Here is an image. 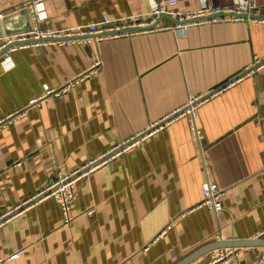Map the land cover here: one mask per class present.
I'll return each mask as SVG.
<instances>
[{
    "label": "crops",
    "instance_id": "crops-1",
    "mask_svg": "<svg viewBox=\"0 0 264 264\" xmlns=\"http://www.w3.org/2000/svg\"><path fill=\"white\" fill-rule=\"evenodd\" d=\"M152 1L44 0L40 25L130 18L147 14ZM236 1L179 0L176 8ZM255 2L264 17V0ZM27 4L0 0V12ZM176 21L163 15L158 23L171 27L0 58V120L21 111L0 125V216L193 94L216 90L197 107L198 134L188 116L177 117L78 180L69 218L48 197L0 222V258L24 249L4 264H177L207 243L253 238L264 228V63L247 73L264 59V21ZM206 180L225 189L217 211L197 206ZM223 249L186 264H256L264 252L240 246L231 262H213Z\"/></svg>",
    "mask_w": 264,
    "mask_h": 264
},
{
    "label": "built area",
    "instance_id": "built-area-1",
    "mask_svg": "<svg viewBox=\"0 0 264 264\" xmlns=\"http://www.w3.org/2000/svg\"><path fill=\"white\" fill-rule=\"evenodd\" d=\"M27 1L32 19V28L15 33H6L0 36V58H8L12 51L30 46L40 47L44 44L53 42L70 43L89 41L93 36L98 40H103L111 37L131 35L142 31L171 27L168 24L158 23V18L163 15L175 17L177 20L176 27L186 26V24H184L185 22L200 24L221 21H240L245 19L264 21V17L255 14V10L257 9L255 0H238L233 3L218 6L203 4L198 10L177 9L176 6L179 0H153L149 12L144 15H135L130 18L122 17L117 19H111L108 16H104V18L95 22L53 30L42 28L40 25L42 17L41 6L44 0ZM1 14L2 13L0 12V16ZM100 63V60L96 59L91 64V70L86 74L95 71ZM263 63L264 59L256 57L253 66L247 68V73L255 72ZM84 75L81 78H83ZM239 77L240 76L229 80L228 84H233ZM70 82L68 85H70ZM65 89L66 86L57 90L48 89L47 92L59 94ZM215 92L216 90L207 94H193L187 103L174 108L171 112L163 116V118L151 121L146 130H142L138 132V134L126 138L125 140L115 142L110 148L99 154V156L90 159L82 166L75 167L69 172H60L56 177L50 179L43 188L32 194L27 200L23 201V204H18L14 208L4 212L0 216V222L15 214L23 206L27 208L32 202L39 200V198L48 197L55 198L61 206L65 216L69 218L70 201L74 194V186L78 180L87 176L98 166L109 162L112 158L121 154L123 151L139 145L146 137L154 133L156 130L165 128L177 117L188 116L192 128L198 134L199 130H197L194 123L197 107ZM15 114H9L7 118L11 119ZM2 122L3 119L0 120V125L3 124ZM201 189L202 197L197 206H207L215 211L223 208V196L225 194L224 188L219 186L217 182L213 180H206L202 183ZM14 209H16V211ZM255 237H264V228L261 229ZM23 251L24 249H19L4 258H0V264L15 260L23 253ZM233 251L234 248L223 249L222 254H220L213 262H231ZM256 264H264V252L258 257Z\"/></svg>",
    "mask_w": 264,
    "mask_h": 264
},
{
    "label": "water",
    "instance_id": "water-1",
    "mask_svg": "<svg viewBox=\"0 0 264 264\" xmlns=\"http://www.w3.org/2000/svg\"><path fill=\"white\" fill-rule=\"evenodd\" d=\"M32 28V20L28 5L20 6L19 8L8 11L0 16V36L8 33H15L19 31H25ZM9 118L3 120L4 123ZM228 246L240 247V246H262L264 247V237L253 238H239L218 240L217 242L207 243L200 248L194 250L185 258L180 260L177 264H186L193 260L200 254L213 249V248H225Z\"/></svg>",
    "mask_w": 264,
    "mask_h": 264
},
{
    "label": "rangeland",
    "instance_id": "rangeland-1",
    "mask_svg": "<svg viewBox=\"0 0 264 264\" xmlns=\"http://www.w3.org/2000/svg\"><path fill=\"white\" fill-rule=\"evenodd\" d=\"M6 118H7V117L3 118V120H5ZM9 120H10V119H9ZM6 121H8V120H6ZM6 121H5V122H6ZM5 122H4V123H5ZM146 138H147V137H146ZM106 163H107V162H106ZM104 164H105V163H104ZM229 248H234V249H235L234 246H228V247H225L224 249H229Z\"/></svg>",
    "mask_w": 264,
    "mask_h": 264
}]
</instances>
